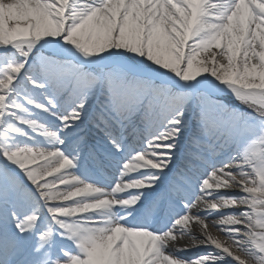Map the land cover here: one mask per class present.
<instances>
[{
	"label": "snow or ice",
	"instance_id": "6c2138e0",
	"mask_svg": "<svg viewBox=\"0 0 264 264\" xmlns=\"http://www.w3.org/2000/svg\"><path fill=\"white\" fill-rule=\"evenodd\" d=\"M0 264H264V0H0Z\"/></svg>",
	"mask_w": 264,
	"mask_h": 264
},
{
	"label": "bare ground",
	"instance_id": "6f19581e",
	"mask_svg": "<svg viewBox=\"0 0 264 264\" xmlns=\"http://www.w3.org/2000/svg\"><path fill=\"white\" fill-rule=\"evenodd\" d=\"M215 231V230H214ZM187 253H181V255H186Z\"/></svg>",
	"mask_w": 264,
	"mask_h": 264
},
{
	"label": "rangeland",
	"instance_id": "374dc122",
	"mask_svg": "<svg viewBox=\"0 0 264 264\" xmlns=\"http://www.w3.org/2000/svg\"><path fill=\"white\" fill-rule=\"evenodd\" d=\"M191 255V254H190Z\"/></svg>",
	"mask_w": 264,
	"mask_h": 264
}]
</instances>
